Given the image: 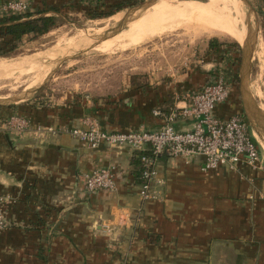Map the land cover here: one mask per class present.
<instances>
[{"label": "crops", "instance_id": "crops-1", "mask_svg": "<svg viewBox=\"0 0 264 264\" xmlns=\"http://www.w3.org/2000/svg\"><path fill=\"white\" fill-rule=\"evenodd\" d=\"M113 1L33 0V8L45 16L70 15L85 4ZM236 50L223 45L220 56L207 55L203 65L235 62ZM212 77L193 69L175 85H131L124 97L100 107L29 103L0 112V198L12 223L0 231V264H264V150L259 170H206L202 157L160 158L164 184L156 200L143 201L140 163L130 149H93L69 132L89 116L108 131H156L161 123L154 111L183 107ZM241 105L233 92L216 114L242 113ZM13 113L30 119L28 132L2 128ZM175 128L189 130L190 121ZM103 168L114 169L117 189L87 192L84 176ZM121 211L131 215L127 228Z\"/></svg>", "mask_w": 264, "mask_h": 264}, {"label": "rangeland", "instance_id": "rangeland-1", "mask_svg": "<svg viewBox=\"0 0 264 264\" xmlns=\"http://www.w3.org/2000/svg\"><path fill=\"white\" fill-rule=\"evenodd\" d=\"M5 1H0V5ZM30 1L33 7V0ZM146 1L149 0H114L111 2L112 5L124 2L128 3V7L112 17L103 19H93L92 13L107 11L111 6L110 2L107 5L93 4V7L85 4L82 9H76L70 15L65 13L58 15L60 21L49 33L37 38L27 37L17 47L6 48L5 55L0 57V66L9 67L15 62L26 63V67H18V71L17 69L14 71L25 70L34 76L17 89L8 87L1 91L0 99L11 100L33 88L35 92L20 104L0 106V112H13L16 111V107L29 103L38 104L40 107L65 103L72 106L89 104L92 107L107 105L124 97L125 91L131 85H146L150 81L152 83L165 81L175 85L181 83L193 69L199 73L213 74L219 66L217 60L214 62L217 65L213 68H205L203 65V60L209 55L208 43L212 40L230 46L237 43L231 38L208 35L205 31L192 28L197 20H193L196 18L191 17L189 8L194 9L196 13H202L213 0H164L154 6L146 17L130 28H125L116 37L109 35L102 44L96 42L95 44L99 46L95 48L88 46L83 50H72L86 39L111 30L128 10ZM246 1L255 13L240 1L242 9L250 21V27L257 26L258 30L249 75V90L251 97L261 109V106L264 107V0ZM230 2L232 0H229ZM161 9L163 11H160ZM232 9L237 12L234 4ZM237 44L240 50H236L237 57L234 63L238 70V83L236 82L233 92H236L241 103L239 73L242 50L241 45ZM35 55H42L43 62L32 63L31 56ZM63 56L67 57H64L53 71L50 70V64L56 63ZM49 74L51 75L49 78L35 87ZM14 114L18 113L12 115ZM259 138L263 144L264 136L259 135Z\"/></svg>", "mask_w": 264, "mask_h": 264}, {"label": "built area", "instance_id": "built-area-1", "mask_svg": "<svg viewBox=\"0 0 264 264\" xmlns=\"http://www.w3.org/2000/svg\"><path fill=\"white\" fill-rule=\"evenodd\" d=\"M29 13H35L30 0H6L0 5V18ZM236 68V63L229 59L223 60L215 69L212 79L200 90L190 94L183 107L177 105L169 112L154 111V116L161 123L156 131H108L101 127L97 119L89 116L82 121L81 127L69 132L93 149H130L140 160L139 195L143 201L156 200L164 184L159 178L157 167L160 158L190 160L202 157L206 170L220 167L236 169L238 165L259 170L264 147L244 114L238 113L227 118L216 114L219 106L229 102L236 87ZM186 120L190 121L191 128L177 131L175 124ZM30 127V119L20 115H13L2 124V128L19 136L28 132ZM48 131L56 132L53 129ZM84 185L89 193L114 192L117 189L114 169L103 168L85 175ZM2 202L0 198V231L12 226L3 211ZM120 214V225L129 227L131 215L127 211H121Z\"/></svg>", "mask_w": 264, "mask_h": 264}, {"label": "bare ground", "instance_id": "bare-ground-1", "mask_svg": "<svg viewBox=\"0 0 264 264\" xmlns=\"http://www.w3.org/2000/svg\"><path fill=\"white\" fill-rule=\"evenodd\" d=\"M163 1L164 0H160L159 2L155 3L149 10H147L146 12L141 14L135 21L129 23L127 29L130 28L137 21H140L141 19L146 17L148 15V13L152 12V8L154 6H156L157 4H159ZM233 4L235 5L237 12H235L232 9ZM205 8H207V9L206 10L204 9L202 11V13H196L194 9L189 8V11L194 13V14H191V17L196 18L193 20H197V22H195L196 24L194 23V26L192 28L201 29L203 31H206L207 33H210V34H213L216 36H223V37L232 38V39L236 40L237 42L241 43L240 45H244V43L247 39V36L249 35V32H250V21H249L248 17L246 16V14L244 13V11L242 9V4L239 0H232V2H230V3H229V0H213L211 2V4L206 6ZM160 11H163V10L161 9ZM165 11H167V10H165ZM157 13H158V10H157ZM177 16L179 17L180 15L177 14ZM155 17H156V15H155ZM152 18H154V17H152ZM146 19H149V18H146ZM118 22H116V23H118ZM142 24H144V23L142 22ZM144 25H146V23ZM137 26H139V25H137ZM139 37H140V35H139ZM91 40H92V37H90L89 39H86L84 42H82V44H79L78 46H74L72 50L77 51V50H82V49L87 48L90 45V43H92ZM97 46H99V45H97ZM97 46H95V47H97ZM101 48H103V47H101ZM105 51H106V48H105ZM41 56L42 55L31 56V61H33L32 63H38L41 61L43 62ZM64 57H67V56H63V57L59 58L56 63L52 62L49 66L50 70L53 71L54 67H56L63 60ZM7 63H8V61H7ZM21 63L15 62V64H10L9 67L0 66V75L3 76V74H6V76H3L4 78L0 76V92L4 91L8 87H10V88L12 87L13 89H17V88L21 87V85L26 84L29 80L32 79V77L34 75L29 74L25 70L17 72L18 67H20V68L26 67V65H25L26 63H22V64ZM16 69H17V71H14ZM50 74L42 82L38 83L35 87H37L38 85H41L47 78H49L51 76ZM43 76H44V74L41 77H43ZM33 90H34V88L27 90L26 92H24L19 97L13 98L11 100L22 102L23 100H26L30 95H32ZM6 100L9 101L10 99H6ZM0 101H5V100L0 99Z\"/></svg>", "mask_w": 264, "mask_h": 264}, {"label": "water", "instance_id": "water-1", "mask_svg": "<svg viewBox=\"0 0 264 264\" xmlns=\"http://www.w3.org/2000/svg\"><path fill=\"white\" fill-rule=\"evenodd\" d=\"M159 1L160 0H149L139 6H136L128 10L123 15L122 19L117 24H115V26L111 30L105 33H100L99 35L92 37L91 42L93 43L95 41L94 44L96 42L103 43L109 35L116 36L120 34L122 31H124L125 28L128 27L129 23L135 21L141 14L149 10L155 3ZM239 1L247 5L252 13H255L252 10L250 4L246 0H239ZM257 33H258L257 26L255 28L250 27L249 35L247 36L244 45H241L242 64L239 73V81H240L239 91H240L243 114L245 115L251 127L257 132L258 135L262 137L264 136V112L255 103V101L250 95V90H249V75L251 70L253 54L255 52V48L257 44ZM92 43H90L89 46L95 47L94 44ZM34 92L35 90H33V94ZM17 104H20V102L15 100L0 101V106L17 105ZM11 140L12 139H10V141Z\"/></svg>", "mask_w": 264, "mask_h": 264}, {"label": "trees", "instance_id": "trees-1", "mask_svg": "<svg viewBox=\"0 0 264 264\" xmlns=\"http://www.w3.org/2000/svg\"><path fill=\"white\" fill-rule=\"evenodd\" d=\"M127 7L128 3L119 2L111 5L107 11L91 13L93 19H103L112 17ZM59 21L56 15L45 16L37 13L0 18V57L5 55L6 48L17 47L25 37L37 38L49 33L57 27ZM223 45L217 40H212L208 54L219 57ZM234 47L240 50L237 43Z\"/></svg>", "mask_w": 264, "mask_h": 264}]
</instances>
